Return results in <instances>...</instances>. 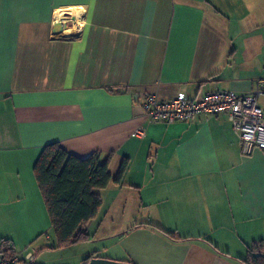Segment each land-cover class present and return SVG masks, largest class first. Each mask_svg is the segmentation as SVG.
Segmentation results:
<instances>
[{
  "label": "crops",
  "instance_id": "crops-1",
  "mask_svg": "<svg viewBox=\"0 0 264 264\" xmlns=\"http://www.w3.org/2000/svg\"><path fill=\"white\" fill-rule=\"evenodd\" d=\"M260 79L264 0H0V254L244 264L253 243L264 251V150L243 153L225 115L168 124L141 107L145 94L197 100ZM53 142L110 155L89 239L60 248L33 172Z\"/></svg>",
  "mask_w": 264,
  "mask_h": 264
},
{
  "label": "trees",
  "instance_id": "trees-1",
  "mask_svg": "<svg viewBox=\"0 0 264 264\" xmlns=\"http://www.w3.org/2000/svg\"><path fill=\"white\" fill-rule=\"evenodd\" d=\"M109 159L110 155L101 160L97 152L80 158L67 153L56 142L43 146L34 163L33 172L55 236V244L50 248H60L89 239V234L82 228L95 217L101 204L99 191L111 180ZM125 167L126 161L123 160L114 178L116 182H119ZM166 234L171 237L174 235L173 232ZM10 251L12 250L6 249L3 253ZM20 262L25 264L21 260ZM242 262L264 264L261 242L249 247Z\"/></svg>",
  "mask_w": 264,
  "mask_h": 264
},
{
  "label": "built area",
  "instance_id": "built-area-1",
  "mask_svg": "<svg viewBox=\"0 0 264 264\" xmlns=\"http://www.w3.org/2000/svg\"><path fill=\"white\" fill-rule=\"evenodd\" d=\"M264 95V79H260L249 93H236L230 90H217L193 99L179 93L170 99H159L154 94H145L141 107L148 122L174 123L189 121L197 115H225L236 134L241 151L251 147L264 149V114L259 103ZM136 136H144L142 128L134 131ZM30 254H26L29 257ZM20 257L13 250L0 254V264H21Z\"/></svg>",
  "mask_w": 264,
  "mask_h": 264
},
{
  "label": "water",
  "instance_id": "water-1",
  "mask_svg": "<svg viewBox=\"0 0 264 264\" xmlns=\"http://www.w3.org/2000/svg\"><path fill=\"white\" fill-rule=\"evenodd\" d=\"M54 26H58V29L61 30L62 28H67L69 26V23L58 21L55 23ZM88 264H132V263L128 261H117L108 258L93 257L89 259Z\"/></svg>",
  "mask_w": 264,
  "mask_h": 264
}]
</instances>
